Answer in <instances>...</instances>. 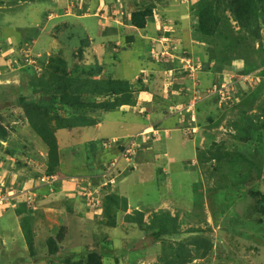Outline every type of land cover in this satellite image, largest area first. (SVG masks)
<instances>
[{
    "label": "rangeland",
    "instance_id": "rangeland-1",
    "mask_svg": "<svg viewBox=\"0 0 264 264\" xmlns=\"http://www.w3.org/2000/svg\"><path fill=\"white\" fill-rule=\"evenodd\" d=\"M4 1L0 4V18L3 17L0 19L2 102L6 98L12 106L19 85L23 83L26 87L31 79L25 64L35 65V70L39 72L40 57L46 58L45 62H48L49 57L60 55L68 60L69 66L72 65L70 43L75 41L80 29L89 41V54L94 55L103 67V72L96 77L103 76L110 69L114 78L127 79L134 84L142 75L143 80L139 84L145 85L144 89L135 86L136 107L122 108L126 112H102L97 116L100 120L95 126L67 131L60 129L56 132L60 176H45L46 179L36 182L32 179L28 183L20 181L19 191L7 188V192L31 191L29 201H33L35 188L53 185L50 194L36 203L42 213L34 219L33 231L37 232V237L42 236L46 227L55 229L61 225V213L56 206L65 195L73 198L74 207L81 212L87 203L89 207L98 204L99 198L95 197L99 192L93 194L91 191L93 187L99 189L95 187L102 183L98 175L105 168L101 176L104 178L109 173L115 174L112 176L115 179L112 180L113 189L126 198V212L132 213L138 207L144 211L146 222L160 212L178 215L182 238L175 242L173 240V248L179 242L188 243L191 240H199L204 244L199 250L196 244H187L186 249L192 255L187 264H264V225L263 228L259 225V214L255 212L257 196L253 193L257 190L264 192V172L257 176L258 172L253 171V176L245 186L223 187L220 186L222 181L219 173L210 181L203 176L200 168L192 165L197 163L199 151L206 150L211 143L207 136L209 130L205 127L207 122H212L208 119L209 113H213V121L221 120L217 130L213 131L214 141L225 142L229 150H241L247 157L255 156L256 161L260 162L264 158V138L245 143L243 148L238 149L237 145L243 141L233 137L236 134L234 129H227L231 119L237 117V103L241 102L236 95L237 88L241 87L243 92L253 90L263 80V77H255L253 74L264 67L259 65L256 72L244 74L242 78L239 71L246 69L247 65L243 59L233 58L231 68L223 71L221 87L216 85L214 91L209 89L213 80L208 78L206 73L209 72L202 65H197L205 46L195 41L193 36L195 33L192 25L195 20L191 6L197 0H30L13 4L9 0ZM84 5L87 9L81 16L79 11ZM139 5L141 8L153 7V15L147 18L144 29L134 30L129 26V17ZM47 11L49 14L45 18ZM226 16L230 17L231 27L237 31L238 24L231 20L229 12ZM109 27L112 29L108 30ZM262 34L264 46V29ZM30 35H34L30 42L24 40ZM129 38L133 42L126 46ZM110 40L116 44L108 45ZM4 45L8 46L3 48ZM14 46L19 49L14 50ZM259 46L256 42L255 48ZM257 64H260V59ZM171 65L174 68L168 69ZM220 77L217 74L216 80ZM176 83L179 86L177 88ZM162 94L165 96L161 99ZM215 94L219 97L217 104L213 100ZM260 94L255 105L264 100V90ZM222 95L225 99L220 98ZM165 99L168 106L163 103ZM197 101L203 109L210 106L207 115L202 109L204 118L201 128L197 126V122L202 119V115H198L195 110ZM188 110L192 114L190 120H187ZM249 113L257 114L259 111L254 106ZM10 122L18 125V130L9 128L11 134L7 135L8 139L2 141L0 146V183L6 186V179L10 177L8 175L15 174L11 175V179L17 181L20 172L11 171L15 166V157L7 154L5 148L9 145L16 147L18 144L23 151L30 150L45 157L48 148L23 119ZM6 126L9 127V124ZM101 138H106L107 142H100L102 148L99 150L96 146L93 150L89 141H101ZM24 141H28L27 144H23ZM131 142H134L133 148L128 147ZM122 146L130 150L131 156H123ZM257 147L261 151L257 152ZM39 165L44 168V165ZM194 184L200 186L196 192L192 191ZM107 192L111 193L112 189ZM197 194L201 195L198 201L195 198ZM1 195L4 193L0 192ZM5 196L8 193L4 195V203L0 202V264H50L49 259L32 260L20 216L14 209L8 210L12 206L10 201L7 203ZM91 216L89 211L86 217ZM86 220L76 216L64 217L66 230L70 228L67 231V242H63L65 252L80 249L82 245L101 246L97 241L89 238L86 240L85 237L90 233L87 227L84 228ZM123 230L122 225L117 229H109L110 238L114 239L112 246L116 251L115 257L119 258L117 253L127 250L126 258L121 260L122 264H133V261L134 264H159L154 263V255L160 251L159 244H153V239L147 236H143L136 245L144 251L143 256L139 257L140 260L135 258L131 261L129 248L136 244L141 232H137L135 238L125 240L126 237H120ZM166 245L169 246L167 242ZM204 250L206 254L202 255Z\"/></svg>",
    "mask_w": 264,
    "mask_h": 264
},
{
    "label": "trees",
    "instance_id": "trees-1",
    "mask_svg": "<svg viewBox=\"0 0 264 264\" xmlns=\"http://www.w3.org/2000/svg\"><path fill=\"white\" fill-rule=\"evenodd\" d=\"M18 1L27 2L30 0H9L12 4ZM3 2L5 1L0 0V4ZM134 4L136 5V2ZM140 6L131 12L129 25L144 29L147 25V18L153 15V7L143 6L141 8ZM86 9L85 5L81 7L79 14L83 16ZM191 12L195 20V24L192 25L195 33L193 35L194 40L205 46L204 53L199 58L197 65H202L204 70L209 72L206 74L210 80H213L209 89H213L216 85L221 87L223 71L231 68L230 62L233 58L243 59L245 65H247L246 69L239 71V75L242 78L244 74L252 71L256 72L259 65L264 67V46L262 41L264 0H197L192 4ZM227 12H229L231 20L238 24L237 31L231 27L230 17L226 16ZM48 14L47 11L45 18ZM112 27L114 28V25ZM112 27H109L108 30L112 29ZM78 31L80 32L77 33L75 41L70 43L73 57L72 65L69 66L68 60L60 55L49 57L48 62H45L46 58L44 57L37 58L41 71L35 70V65L29 66L25 64L24 67L30 71L31 79L27 82L26 87L23 83L19 85L16 100H14L15 103L11 106L6 98L2 102V96L0 95V104H2L0 106V146H2V141H5L6 138L8 139L9 136L7 135L11 134V129L13 131L18 130V125H12L11 122L8 123L9 120L19 118L27 122L31 129L41 137L46 147L48 146L47 152L45 151L46 157L37 153L34 154L30 150L23 151L18 144L16 147L9 145L8 148L4 149L7 154L15 157L13 161L15 166L11 171L17 173L19 170L20 172L17 174V181L11 179L15 174L8 175L10 177L6 179L7 186L5 185L6 187L1 191L4 194L7 193V188L9 187L19 191L21 183L24 181L28 183L32 179L36 182L45 176L56 177L61 174L58 171L60 168V157L56 132L60 129L67 131L74 128L82 129L91 125L95 126L99 123L100 118L97 116L100 113L119 110L123 105L135 106L137 103L135 86L138 85L143 89L145 87L144 84H139L142 83V75H139L140 77H138V81L135 84L127 79L114 78L110 73V69L107 72L105 71L103 76L96 77V75L103 72V67L98 64L94 55L89 54L90 50L87 47L89 41H87L81 29ZM33 36L30 35L29 38L24 40L30 42ZM126 37L131 36L127 35ZM3 38L5 39V36ZM132 42L133 40H130V38L127 39L126 46L131 45ZM256 42L260 45L257 48H255ZM107 44L115 45L113 40H110ZM7 46L4 45L3 48ZM17 49L19 47L16 48L14 46V50ZM204 54L205 58H203ZM255 57L258 59H255ZM259 59L260 64H257ZM211 64L214 65L212 66ZM171 68L174 67L171 65L168 69ZM217 74L221 75L218 80H216ZM253 75L255 77L261 76L263 80L256 87H253V90L243 92L241 87L237 88L236 95L241 99V102L237 103L239 106L237 117L232 118L227 126L228 130L234 129L236 131L233 137L243 141L242 144L237 145L238 149L243 148L245 143L264 138V100L257 105L254 104L264 90V69ZM177 87L179 86L176 83L175 88ZM164 96L162 94L160 98L162 99ZM218 98L217 94H215L213 100H215L216 104L218 103ZM163 103L167 105L166 99ZM198 104L199 101L195 103V110L198 115H202L201 122H197V126L201 128L203 127V112L205 111L207 115L210 106L203 109ZM252 106H255L259 113L250 114L249 110L253 109ZM202 109L204 110L203 112ZM187 114V120H190L192 114L190 112H187ZM7 118L9 119L8 122H6ZM208 119L212 122H207L205 127L209 130L207 136L211 143L206 150L199 151L197 163L192 165L200 168L202 174L204 173L203 176L210 179V181L219 173L220 181H222L220 186L223 187L228 185L233 187L245 186L247 181L253 176V171L258 172L257 176H261L264 172V158L260 159V162L256 161L254 159L255 156L251 157L248 155L250 157H247L246 153L241 150H229L225 142L214 141V130H217L221 120L213 121V113L208 114ZM8 124L9 127L6 126ZM27 142L24 141L23 144H27ZM96 142L98 145H96ZM100 142L105 143L107 139L101 138V141L100 139L91 140L89 144L93 146V150L96 149V146L100 150L103 146ZM259 151L261 150L258 148L257 152ZM112 159L113 157L110 160L112 161ZM38 163L42 164V166L44 165V168H40ZM111 177L112 174H109L107 179ZM199 184L202 186L201 183ZM199 184H194L192 191L196 192L200 187ZM51 187L53 185L46 184L41 188H35L33 190L35 192L33 201H29L31 191L27 190L18 193L14 192V195L9 197L12 207H9L8 210L14 209L15 213L20 216L21 228L26 243L29 245V253L32 260L49 259L50 264H122L121 260L126 258L127 250L117 253L120 257L116 258L114 255L116 251L112 246L114 239L110 238L109 233L110 228L117 229L121 225L124 230L120 237L124 239L126 237L125 240L135 238L137 232H141L136 244L129 248L131 261L143 256L144 251L136 245L145 235L153 237V243L159 244L160 251L154 255L156 257L154 263L159 262V264H187L192 258L191 251L186 249L187 244H196L197 250L204 246L199 240L196 242L191 240L188 243L179 242L173 248V240L175 242V240L182 238L181 222L178 215L172 216L168 212H160L154 214L150 221L146 222L144 220L145 213L142 210L134 209L132 213H127L128 203L126 198L115 191L106 195L103 194L102 202L96 207H89L87 203V205H84L85 210L83 212L74 207L73 198L65 195L56 206L61 213L59 222L61 225L55 229L46 227L42 236L37 237V232L33 231L34 219L42 213L39 212L36 203L50 194ZM107 187H110V184ZM253 193L257 196L255 212L259 214L258 222L263 228L264 192L257 190ZM195 198L198 201L201 199V195L197 194ZM89 211L92 214L91 218L86 217ZM65 216L88 219L86 220L87 224H84V228L87 227L86 229L90 230V233L85 238L86 240L89 238V240L97 241L101 246L82 245L80 249L75 248L76 250L65 252L66 247L63 242L66 241L67 231L70 230V228L66 230V225L63 224ZM104 241H107L106 244H104ZM166 242L169 246H165ZM201 254L205 255V250ZM154 256L152 255L151 257Z\"/></svg>",
    "mask_w": 264,
    "mask_h": 264
},
{
    "label": "clouds",
    "instance_id": "clouds-1",
    "mask_svg": "<svg viewBox=\"0 0 264 264\" xmlns=\"http://www.w3.org/2000/svg\"><path fill=\"white\" fill-rule=\"evenodd\" d=\"M131 26V25H130ZM133 27V26H132ZM135 29H137L136 27H134ZM139 29H143V28H139ZM160 43H162L161 41H160ZM116 44V43H115ZM119 44V43H118ZM153 49V48H152ZM152 52V51H151ZM223 99H225V97H222ZM126 107H129V108H134V107H136V105L135 106H129V105H123V106H121L120 108H121V110L119 109V111H123V112H126V110H122V108H126ZM186 112H191V111H186ZM97 125V124H96ZM158 130V129H157ZM144 134V133H143ZM143 134H141L142 136H143ZM138 137H139V135H137ZM132 140H133V138H132ZM133 143L134 142H131V144H130V146H128V147H132L133 148ZM125 148H127V147H125ZM125 148H123V151L122 152H124L123 153V156L125 157V156H128L129 154H130V156H131V152H130V150H125ZM127 151L129 152L128 154H127ZM44 152V151H43ZM43 156V155H42ZM14 158V157H13ZM127 158H130V157H127ZM112 163L110 162V165H111ZM104 170H105V168L103 169V171L101 172V174L100 175H98L101 179H100V181H102V183L101 184H98L97 186H95V187H99V189H95L94 187H93V190L91 191V193L93 192V194L94 193H98L97 194V197H95V198H99V201L97 202L98 204L97 205H99L101 202H102V196H103V194L104 195H106V194H108V189H112V192H114V189H113V185H112V180H115L113 177H111L110 179H107V176L109 175V174H112V176H114L115 174L112 172V173H109V174H107L104 178L101 176L102 175V173L104 172ZM49 177H55V176H49ZM48 177V178H49ZM44 179H46V177H44L43 179H41V180H44ZM25 182V181H24ZM6 183V182H5ZM26 183V182H25ZM108 184H110V187H107V185ZM6 186L3 184H1L0 183V192L2 191V189L3 188H5ZM103 187H105V188H103ZM107 187V188H106ZM111 192V193H112ZM116 192V191H115ZM2 193V192H1ZM8 196L6 197L5 196V198L6 199H8V202L7 203H9V197H11L12 195H14V191L13 190H9L8 192ZM5 195V194H4ZM4 195H1L0 196V202L1 203H4V201H3V199H4ZM96 205V206H97ZM95 206V207H96ZM135 209H139L138 207H135ZM139 210H141V209H139ZM143 211V210H142ZM128 213V212H127ZM150 237V236H148V235H145V237ZM152 239H153V237H151ZM152 243H153V241H152ZM153 244H155V243H153ZM155 245H158V243H156Z\"/></svg>",
    "mask_w": 264,
    "mask_h": 264
},
{
    "label": "crops",
    "instance_id": "crops-1",
    "mask_svg": "<svg viewBox=\"0 0 264 264\" xmlns=\"http://www.w3.org/2000/svg\"><path fill=\"white\" fill-rule=\"evenodd\" d=\"M130 26V25H129ZM134 30H135V28L134 27H132ZM132 30V29H131ZM154 39V38H153Z\"/></svg>",
    "mask_w": 264,
    "mask_h": 264
},
{
    "label": "built area",
    "instance_id": "built-area-1",
    "mask_svg": "<svg viewBox=\"0 0 264 264\" xmlns=\"http://www.w3.org/2000/svg\"><path fill=\"white\" fill-rule=\"evenodd\" d=\"M222 97H224V95H222Z\"/></svg>",
    "mask_w": 264,
    "mask_h": 264
}]
</instances>
